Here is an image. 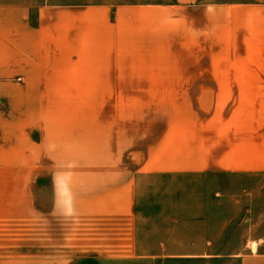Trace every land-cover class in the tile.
Returning <instances> with one entry per match:
<instances>
[{"label": "crops", "instance_id": "obj_1", "mask_svg": "<svg viewBox=\"0 0 264 264\" xmlns=\"http://www.w3.org/2000/svg\"><path fill=\"white\" fill-rule=\"evenodd\" d=\"M210 1L185 5L199 9ZM235 5L264 13V2ZM86 6L100 19L113 5ZM31 7L0 3V264L218 258L203 214L176 209L160 219L162 229L157 217L141 214V189L163 179L264 173V70L134 76L146 79L139 81L143 88L188 95L191 110L158 120L163 128L140 148L116 145L94 155L45 149L57 134L45 133L44 94L59 91L45 77L61 66L71 69L72 61L61 59L59 39L45 43L44 9H35L34 21ZM84 77L95 82L80 91L125 88L123 72L99 69ZM50 123L56 126L53 118ZM255 243L254 251L245 245L225 254L226 264H264Z\"/></svg>", "mask_w": 264, "mask_h": 264}, {"label": "rangeland", "instance_id": "obj_2", "mask_svg": "<svg viewBox=\"0 0 264 264\" xmlns=\"http://www.w3.org/2000/svg\"><path fill=\"white\" fill-rule=\"evenodd\" d=\"M189 2L192 0H0L32 6L34 21L35 9L41 6L45 43L50 44L53 37L59 39L61 59L75 61L69 62L71 69L61 66L53 69L55 75L45 77L51 90H59L44 94L45 133L53 129L57 134L54 145L45 141V149H86L94 155L114 152L116 145L125 150L140 148L148 141L153 143L152 134L163 128L158 120L191 110L188 95L143 88L139 81L146 79L134 76L264 70V13L256 7L235 5L264 0H211L199 9L186 6ZM89 4L113 6L99 19L96 12L85 9ZM99 69L123 72V93L80 91L88 88L86 82H95L84 76ZM51 118L54 127L48 126ZM144 185L141 214L158 220L181 208V212L203 214L209 246L221 255L182 263L160 258L78 264H226L225 254L244 250L245 245L251 249L259 242L258 249L264 250V173L163 179ZM161 222L157 226L163 229L165 222Z\"/></svg>", "mask_w": 264, "mask_h": 264}, {"label": "bare ground", "instance_id": "obj_3", "mask_svg": "<svg viewBox=\"0 0 264 264\" xmlns=\"http://www.w3.org/2000/svg\"><path fill=\"white\" fill-rule=\"evenodd\" d=\"M253 248V246H251Z\"/></svg>", "mask_w": 264, "mask_h": 264}]
</instances>
